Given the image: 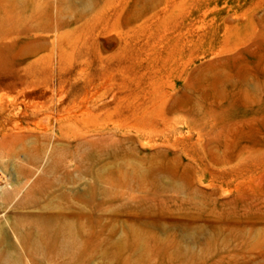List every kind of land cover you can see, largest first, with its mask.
I'll list each match as a JSON object with an SVG mask.
<instances>
[{
    "label": "rangeland",
    "instance_id": "obj_1",
    "mask_svg": "<svg viewBox=\"0 0 264 264\" xmlns=\"http://www.w3.org/2000/svg\"><path fill=\"white\" fill-rule=\"evenodd\" d=\"M78 210L0 262L264 264V0H0V223Z\"/></svg>",
    "mask_w": 264,
    "mask_h": 264
},
{
    "label": "bare ground",
    "instance_id": "obj_2",
    "mask_svg": "<svg viewBox=\"0 0 264 264\" xmlns=\"http://www.w3.org/2000/svg\"><path fill=\"white\" fill-rule=\"evenodd\" d=\"M78 169L80 172V170H81L80 165H79ZM14 190L16 192H14ZM14 190H13V192L15 194H17L16 188ZM9 194L10 193L3 196L4 197L3 200L9 201L10 200ZM41 197H42V195H38L35 198L40 199ZM76 214L77 215L73 221L67 220L65 218L66 217L65 214H62L61 217L59 215L54 214V213L44 214V215H46L45 217H43V216L39 217L40 218L38 221L39 224H37L39 226L35 225V226H37L36 229L35 228L32 229L31 227H29L23 231L21 229L22 223L19 221L13 220V222H11V221L8 222V220H7L5 223L1 222L0 223V257H5L4 255H6L5 251L3 249V246H2L3 245L2 239L6 238V240H8V238H10V234H13V237H14V234L16 235L14 238H15L16 242L17 241L19 242V248L21 250V253L23 255H26V256H32V253H31L29 246H32L33 244L46 245L47 248L49 247V248H52L53 250H59V252L60 251L61 252L64 251L66 253L76 252L79 248V245L81 244V239H82V237H81L82 236V231H81L82 213L80 210H78V212ZM57 219L60 220L59 221L60 223L57 221ZM4 241H5V239H4ZM6 243H8V242L6 241ZM37 246L35 245V247H37ZM37 248H39V247H37ZM33 249H35V248H33ZM48 250H47V252H48ZM13 252H14V249H13ZM56 252H58V251H56ZM0 264H3V263L0 262Z\"/></svg>",
    "mask_w": 264,
    "mask_h": 264
}]
</instances>
